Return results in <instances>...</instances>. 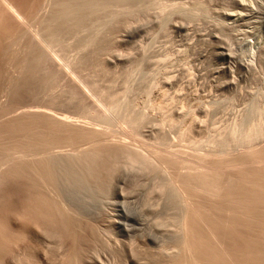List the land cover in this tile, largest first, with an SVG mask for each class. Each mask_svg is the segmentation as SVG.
<instances>
[{
  "label": "rangeland",
  "instance_id": "obj_1",
  "mask_svg": "<svg viewBox=\"0 0 264 264\" xmlns=\"http://www.w3.org/2000/svg\"><path fill=\"white\" fill-rule=\"evenodd\" d=\"M10 1L28 18L31 30L45 19L44 14L48 17L44 26L54 39L58 58L55 63L48 60L47 49L34 45L27 32L24 35V25L2 8L0 1V121L30 106H45L96 128L114 130L113 140L157 147L161 152H191L209 161L250 150L248 145L253 143L256 148L264 146V136L235 137L229 153L226 142H213L217 133L230 126L264 123V0ZM17 49L24 60L15 55L20 53ZM59 64L71 65L67 76ZM77 84L87 85L88 91L82 94ZM14 107L16 112L7 113ZM126 113L138 122L127 126ZM121 126H127L129 133ZM124 170L121 165L109 175L105 194L90 198L104 212L98 221L84 219L82 232H70L68 225H62L65 222L59 212L50 215L43 211V215L41 211L34 215L38 219L23 217L12 227L0 211V233L12 230L17 238L11 246L4 239L5 247L0 243V264H16L17 258L27 264L24 252L39 260L32 261L37 264L46 258L49 240V264L151 263L150 253L172 243L174 226L178 228L172 221L180 215L183 203L172 196L168 205L164 204L167 208L158 207L160 195L155 194L154 198L159 196L156 205L149 206L151 184L157 179L161 182L163 172L157 170L149 177L147 172L132 176ZM149 226L158 229L159 236L165 235L167 242L159 239L151 243ZM41 240L47 244L42 245Z\"/></svg>",
  "mask_w": 264,
  "mask_h": 264
},
{
  "label": "bare ground",
  "instance_id": "obj_2",
  "mask_svg": "<svg viewBox=\"0 0 264 264\" xmlns=\"http://www.w3.org/2000/svg\"><path fill=\"white\" fill-rule=\"evenodd\" d=\"M0 1L3 4L2 8L4 7L7 12L9 11V14L11 13L14 16L13 18L20 21L22 26L24 25L25 30L23 31L24 33L27 32L34 45L47 49L48 60L55 63L58 54L56 55L53 50L54 39L47 34L44 26V22L48 20L46 19L47 16L44 14L45 21H41L40 25L36 23L38 27L31 30L32 25L28 23V18L12 1ZM46 1V3L49 1V4L53 2V0ZM1 3L0 5H2ZM12 15L10 16L12 17ZM41 17L40 19H42ZM49 17L51 19V16ZM40 19L38 18V20ZM258 44L255 41L254 48H257ZM16 48L14 47L15 50ZM20 51H22V46ZM20 54L21 52L15 55ZM20 56L23 60L25 59L24 56ZM59 67L66 76L69 74L68 71L71 70L70 64L61 66L59 64ZM67 69L69 70L67 71ZM80 82L78 84L82 83ZM78 84V91L83 94V91L87 89V85L81 86ZM86 93L85 98L87 97ZM30 107L0 121V211L5 213L8 218L5 221L12 224L8 226H17L18 220L23 219V217L29 219V217L41 211L56 212V214L59 212L61 215L59 218L62 217L64 222L68 223L62 225H66V227L68 225L70 232L80 230L82 232L85 227L82 225L84 219L98 221L102 218L103 207L90 198L102 196L106 193L109 175L119 166L122 165V169L124 167L127 173L132 174V176L144 172H147L148 175L154 174L157 170L159 173V170H161L162 175L164 174L162 180H159L161 182H156L158 179H154L155 183L151 184L150 193L147 190L149 193V197L146 196L148 197V205H156L159 199L157 206L162 207L166 203L168 205L172 196H175L181 199L183 203L181 205L183 206L180 215L178 213L176 217L174 216L175 220L172 221L176 222L178 228L174 226V223V225L171 224L178 229L177 231L174 229V231L171 228L174 232H177L176 234L173 231L171 234V231H169L171 237L173 236L172 245L169 244L170 241L168 242L171 246L167 244L168 247L164 244L168 240H164L165 235L161 234L159 236L158 229L154 230L153 226H149L150 242L156 243L159 239L164 241L162 248L159 247L161 249L157 250L158 253H155V251L150 253L152 264H264V146L258 147L259 144H256L258 147L256 148L253 145L254 143L251 142L253 144L248 145L251 148L250 150L241 151L242 148L237 149L241 152L238 151L239 153L233 155L230 153L228 157L209 161L205 156L195 155L191 152L169 149V151L165 152L163 150L161 152L162 150L158 151L160 149L157 150V147L145 148L127 141H116L112 139L116 131H112L111 128V130L108 128L100 129L101 126L96 128L92 123L84 122L85 120L82 119L81 121L77 117L75 119L66 113L50 111L48 110L51 109L50 107L48 109H45L47 108L45 106L44 108L40 106ZM16 110L18 109L14 107L7 113H13ZM143 116H145L144 112L141 114L140 119ZM147 116L146 118H148ZM103 117L107 116L103 115ZM123 119L127 126H133L138 122V118L132 117L128 113L124 114ZM126 127L121 126V129L123 132L129 133ZM160 134L162 135V133ZM228 134L231 137L228 138ZM217 135L218 137L213 142L218 145L223 141L226 142L225 149L228 151H225L229 153L228 148H231V142L234 141L233 138L235 139V137L236 139L241 135L245 139L254 136L263 137L264 123L256 126L253 124L233 125L224 132L217 133ZM254 139L251 141H254ZM162 146L164 145L162 144ZM67 147H71L73 150L64 151L63 148ZM183 168H186V170L183 171ZM126 170H124L125 173ZM168 192L169 197L166 196ZM171 193L173 194L170 195ZM155 194L160 195V197H155L158 198L155 199ZM127 204L125 203L126 206ZM155 208L156 206H154ZM140 209L142 212V208ZM37 215L39 217L41 214ZM35 216L34 218H37ZM164 221L166 223L165 219ZM61 222L63 221L61 220ZM152 222L154 223V221ZM154 225L157 224L154 223ZM6 232L2 231L0 238L4 239L7 245L16 242L17 238L15 239L14 231ZM165 232L163 231L164 234ZM4 240L0 243H3L5 247ZM41 242L44 245L47 241L43 243L41 240ZM48 243L47 250H45L46 258L41 259L40 264H49L51 261L49 251L52 247V240H49ZM154 253L158 256H155ZM23 257L27 259V264H35L36 261H32L37 260L27 252H24ZM19 259H16V264L23 263H20Z\"/></svg>",
  "mask_w": 264,
  "mask_h": 264
}]
</instances>
